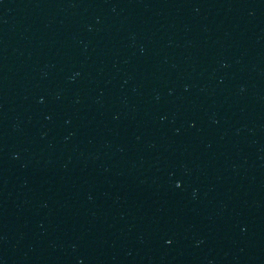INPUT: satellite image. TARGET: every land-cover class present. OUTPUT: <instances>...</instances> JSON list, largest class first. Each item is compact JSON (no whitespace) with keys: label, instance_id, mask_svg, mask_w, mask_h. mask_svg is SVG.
<instances>
[{"label":"water","instance_id":"95a60500","mask_svg":"<svg viewBox=\"0 0 264 264\" xmlns=\"http://www.w3.org/2000/svg\"><path fill=\"white\" fill-rule=\"evenodd\" d=\"M264 254V0H0V264Z\"/></svg>","mask_w":264,"mask_h":264}]
</instances>
